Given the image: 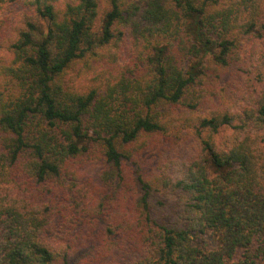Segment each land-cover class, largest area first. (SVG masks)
I'll list each match as a JSON object with an SVG mask.
<instances>
[{"label":"trees","instance_id":"1","mask_svg":"<svg viewBox=\"0 0 264 264\" xmlns=\"http://www.w3.org/2000/svg\"><path fill=\"white\" fill-rule=\"evenodd\" d=\"M23 3L0 69V264H264V0ZM125 33L147 52L120 64ZM87 220L74 259L64 232Z\"/></svg>","mask_w":264,"mask_h":264},{"label":"rangeland","instance_id":"2","mask_svg":"<svg viewBox=\"0 0 264 264\" xmlns=\"http://www.w3.org/2000/svg\"><path fill=\"white\" fill-rule=\"evenodd\" d=\"M60 3V2H59ZM58 3L59 7L60 4ZM104 4V0H100V5ZM101 9V8H100ZM28 12V8L23 3V0H1L0 1V69L4 67L8 62L10 61L11 54L7 50L8 44L17 37L19 28L23 24V15ZM45 21L41 22L40 28L41 30L44 29ZM125 31V29H124ZM38 37V35L36 34ZM142 50L144 53L147 51L144 48L138 47L137 44H135L132 40V37L125 33L123 38L120 41L119 48L116 51L117 59L120 64H126L129 63L132 59L135 58V55ZM99 60H94L91 63V67H83V62H80L76 65V70L73 72V75H76L77 71H80L79 75L74 77V85L76 87H86L88 85H91L94 83L93 79L96 77V75L101 71L105 60L102 59L100 62ZM8 87V84H5L2 80V76H0V88ZM3 89V88H2ZM173 149H176V147ZM171 149V150H173ZM169 152L164 151V149L160 151H148L143 155V159L141 160V166L144 170H148L151 167H154L157 165V161L161 159V155L166 153V155ZM184 152V151H182ZM102 163L98 161H86L83 165L80 166V172L90 177L94 180H97L99 172L102 170ZM134 172L133 165H125V174L128 176V179L132 181V176ZM133 185V184H132ZM134 185L133 189L130 190L129 194L134 193ZM132 196V194H131ZM129 196L127 200L124 201V204H129V200L133 199V197ZM158 199L163 202L164 206L159 211V214L162 215L163 219H167L171 214V205L177 204L176 193H159ZM161 206L159 207V209ZM102 228V222L101 221H95V220H87V221H79L78 223L73 222L67 226V230L70 231V233L65 234V238L68 242L74 241V247L76 248L75 252L76 254H73V258L80 256L81 253L86 249L88 245H90L91 242H93V239L95 237L96 231H100ZM125 255H128L126 251H119L117 252L116 256H118L119 260H123L125 258ZM237 263V262H236ZM235 263V264H236ZM227 264H233L232 262H228Z\"/></svg>","mask_w":264,"mask_h":264}]
</instances>
